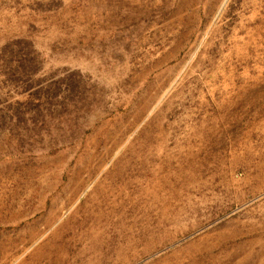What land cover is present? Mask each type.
Masks as SVG:
<instances>
[{
    "label": "rangeland",
    "instance_id": "rangeland-1",
    "mask_svg": "<svg viewBox=\"0 0 264 264\" xmlns=\"http://www.w3.org/2000/svg\"><path fill=\"white\" fill-rule=\"evenodd\" d=\"M244 1L202 24L189 12L188 42L157 37L155 55H42L0 41V264L30 234L10 264H264V201L238 205L225 190L233 166L242 178L264 162V101H240L238 121L217 115L232 67L240 84L246 66L264 68L262 50L230 59L264 48L231 40L264 19V2ZM21 4L0 0V36Z\"/></svg>",
    "mask_w": 264,
    "mask_h": 264
},
{
    "label": "crops",
    "instance_id": "crops-1",
    "mask_svg": "<svg viewBox=\"0 0 264 264\" xmlns=\"http://www.w3.org/2000/svg\"><path fill=\"white\" fill-rule=\"evenodd\" d=\"M20 1H25V4L20 5L19 15L10 13L9 17L3 19L5 26L8 20L16 22V26L5 30L0 41L6 45L14 36L15 40L31 43L37 54L42 55H134L139 53L140 46L147 45H153V51L148 55H155L157 37L170 41L174 39L179 45L188 42L189 12L202 13V24L204 12H219L221 9L219 0ZM227 1L229 3L230 0ZM262 2L264 0H245L244 5L257 6ZM172 13L178 14V17L172 18ZM240 26L243 32H235L231 39L237 45L240 42L251 45L259 43V40L264 41V19L254 25L243 22ZM253 48L251 55L249 51V55L246 52L243 57L230 55V59L242 58L246 63L253 58L252 55H255L254 59L260 56V50L264 53L260 45L259 48L253 45ZM243 75L240 84L236 78V68L232 67L228 72V83L223 85L221 92L226 103L221 102L217 108V115L223 121H238L247 114L246 109L239 108L240 101L251 105L252 102L264 101V68H251L249 64L244 68ZM252 82L256 85H252Z\"/></svg>",
    "mask_w": 264,
    "mask_h": 264
},
{
    "label": "bare ground",
    "instance_id": "bare-ground-1",
    "mask_svg": "<svg viewBox=\"0 0 264 264\" xmlns=\"http://www.w3.org/2000/svg\"><path fill=\"white\" fill-rule=\"evenodd\" d=\"M225 5H226V2L223 4L220 11L218 12V16L222 12ZM249 155H250L249 153L245 154L244 159L242 156L241 157H234L233 164L240 163V161H251V159L249 158L250 157ZM239 172H240V170L238 167H236V166L232 167V169L230 171V175L228 176L229 177L228 185L225 189L227 194H229V195L231 194L234 197L233 200L238 202L239 203L238 205L242 204L243 206H247L248 204H252V203H256V202L260 203V202L264 201V162L261 161L254 168L247 169L245 171V175H243L242 178H240L238 176ZM163 216H165V215H163ZM162 226H163V223H162ZM168 235H167V237H168ZM34 238H35V234H30L27 239H26V237L20 238V242H21L20 246L16 242L11 241L9 243L10 244L9 247L2 248L3 261L1 262V264H8L9 262H11L13 260L14 261H21L23 255H25V253H26V250H23L25 248L24 247L25 243L26 242H32V240ZM140 242H142V241H140ZM139 243H134V245H132V246L135 247ZM147 246H149V245H147ZM151 250L152 249H148L147 252H150ZM123 252H124V249L123 250L119 249V251L116 255L121 256ZM19 254H20V256H19ZM21 254H22V256H21ZM108 258H109L108 256H105V257L103 256V258L100 259L98 261V263L104 264V263L108 262V260H109Z\"/></svg>",
    "mask_w": 264,
    "mask_h": 264
}]
</instances>
